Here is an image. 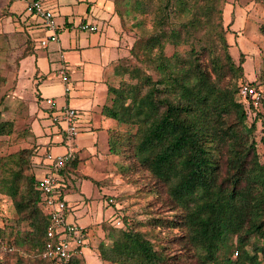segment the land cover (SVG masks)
Listing matches in <instances>:
<instances>
[{
    "label": "trees",
    "instance_id": "obj_1",
    "mask_svg": "<svg viewBox=\"0 0 264 264\" xmlns=\"http://www.w3.org/2000/svg\"><path fill=\"white\" fill-rule=\"evenodd\" d=\"M227 1L116 0L124 26L125 17L136 21L139 13L152 17L154 31L137 38L115 66L117 83L109 85L103 110L118 124L109 132V151L124 174L148 172L149 193L172 212L150 210L145 221L122 217L119 235L109 234L112 246L99 247L106 263L264 264V161L256 139L261 124L264 143V96L256 108L240 95L246 55L240 51L235 60L231 52L233 32L223 21ZM169 46L190 49L168 55ZM13 131L0 117V136ZM33 156L23 150L2 164L7 174L0 176V195L11 200L18 218L0 228V239L15 247L0 264H54L43 257L49 219L39 179L26 174ZM75 165L70 161L62 174ZM158 230L178 235L168 239ZM176 241L179 254L172 251Z\"/></svg>",
    "mask_w": 264,
    "mask_h": 264
},
{
    "label": "crops",
    "instance_id": "obj_2",
    "mask_svg": "<svg viewBox=\"0 0 264 264\" xmlns=\"http://www.w3.org/2000/svg\"><path fill=\"white\" fill-rule=\"evenodd\" d=\"M45 1L47 7L55 13L59 41L50 43L47 48L40 46V42L47 39L51 32L36 20L37 26L32 27L30 32L37 41L36 50L32 56L37 72L42 73L43 79L46 78V73L56 72L59 76V70L63 65L68 68L70 91L66 92L67 88L59 78L62 90L58 88L59 91L52 93H56L62 101L59 103L58 98L54 96L50 98L56 100L58 109L68 105L77 110L80 130L79 153L76 156V161H80L77 165L82 172L73 170L72 166L63 175L67 180L63 189V197L69 208L67 222L86 228L89 232L86 249L91 248L92 245L98 251L101 244L110 240L106 224L116 227L120 219L117 208L115 214L109 217L108 207L112 204L103 199L106 191L95 186L91 180L84 179L83 176L98 179L103 175L113 157L109 151V132L117 128L118 124L113 119L107 118L103 114V110L108 103L109 85L117 83L115 66L119 60L130 54L133 45L132 33L130 29L125 28L123 20L117 13L116 0ZM240 2L241 5H236L229 0L223 14L224 24L230 26L233 32L228 37L232 36L238 46L243 38L250 39V34L251 36L259 35V27L256 24L260 20L261 12L264 16V2L263 10L259 9V5L256 6L253 0H241ZM82 23L96 26L97 31H81L79 26ZM228 40L230 43V38ZM251 40L255 46H259V36L256 41ZM239 48L241 49V47ZM240 51L246 55L247 60V54L242 49ZM52 87L53 85L45 88L49 90L53 89ZM37 93L39 94V92ZM50 111L52 112L51 109L46 110V114L51 120ZM47 127L48 136L40 139L42 162L45 153L61 155L66 151L64 132L61 127L54 125L52 121ZM40 167L47 171L44 162ZM81 175L83 176L81 177ZM37 178L39 179V177ZM75 181L80 186L79 189L85 187L88 182L93 184L96 195L93 210L96 212L97 220L94 218L92 210L94 196L81 191V196L71 199L70 193L78 190ZM96 188L97 190H95ZM83 196H86L85 200L82 198ZM73 206L75 208L82 206L76 212L77 216L71 214ZM86 206L90 209L88 210Z\"/></svg>",
    "mask_w": 264,
    "mask_h": 264
},
{
    "label": "rangeland",
    "instance_id": "obj_3",
    "mask_svg": "<svg viewBox=\"0 0 264 264\" xmlns=\"http://www.w3.org/2000/svg\"><path fill=\"white\" fill-rule=\"evenodd\" d=\"M240 1L231 0V2L236 5H241ZM253 2L256 6L259 5V9H264L262 0H253ZM227 3H229V0ZM24 7L25 5L20 2L0 0V78L6 80V82L0 81V117L1 120L10 121L14 124V131L11 135L0 136V176L3 177L7 174L2 168V164L6 157L23 150H33L34 156L31 159V165H29L26 174L37 175L40 179L42 174L47 172L40 167L42 165L40 139L48 136L47 126L51 124V120L46 114V110L49 109L46 100L52 96L59 97L56 93L52 92L59 91L58 88L62 90V86L60 85V80L62 81V78L60 75L58 76L56 72H52L51 74L46 73L47 75L45 77L48 79L46 81V78L43 79V76H41L42 73L37 72L34 57H27V55L35 53L36 50L33 45V40L35 39L30 32L32 27L37 26L35 23L37 19L30 17L25 12ZM119 10L125 15L127 8L120 3ZM260 15V20H258L256 24L257 27H259V35L251 36L250 34V39L246 37L243 38L242 42L239 43L240 46L236 44L232 36L228 38H230V44L232 45L231 52L235 60L238 59L241 49L247 54V60L245 62L246 82H261L264 85V36L260 33V27L264 23V16L262 12ZM136 16V21L133 15L125 17V28L130 29L133 43L137 38L148 36L154 31L152 17H142L139 13L136 14ZM257 36H259L258 47L255 46L251 40L253 39L256 41ZM239 47H241V49ZM189 49L190 47L188 46H181L178 49L169 46L167 48V54L173 55L176 51L183 53ZM52 85L53 89L47 90L45 88ZM37 92H39V94ZM57 100L59 103L62 101V99L59 98ZM262 137V127L261 124H258L256 139L259 143L258 148L262 156V161H264V143L261 141ZM112 156L103 175L98 179L83 176L84 174L81 175L84 179L98 182L99 186L94 185L106 191V195L103 199L108 201V203L110 202L109 200L113 201V203L110 202L112 205L108 207L109 217L115 214L117 208L121 225L113 227L106 224V231L110 240L101 244L106 248H110L113 244V239L109 236L111 231L115 233V237L119 235L123 226L122 217L125 216L128 219L136 221H145L149 218L147 212L150 210H153L154 214H165L169 216H171L172 212L167 207L162 206L161 203H158L157 200H155V196L149 193L150 190H154V186L153 179L148 172L137 171L124 174L117 166L118 157ZM79 162L78 160L76 161L73 170L82 172L77 165ZM92 183L88 182L82 190L79 189L80 186H78V183L75 181L78 190L70 193L71 199L81 196V191H84L85 194L94 196L92 199L94 204L96 195ZM95 190H97V188ZM82 198L85 200L86 196ZM165 198V195L161 196V199L164 200ZM82 204H85L83 200ZM94 206L95 204L92 206V210ZM81 207L82 206L75 208V206H73L71 214L77 216L76 212ZM86 208L88 209V206H86ZM93 214L94 218L97 220L94 210ZM17 218L18 216L11 200L6 196L0 195V228H3L7 224H12ZM22 229L26 230L28 226H23ZM158 232L160 231L158 230ZM160 235L161 237L166 236L168 239H171L178 235V231L168 232L163 230L160 232ZM90 247L91 248L87 249L84 248L83 255L77 259L81 264H111L101 260L98 255L99 248L97 251L96 247H92V245ZM179 250L180 247L176 241L172 245V251L174 254H179ZM237 258L239 257L235 251L232 255V259L237 260ZM186 262L189 263L191 260L189 259ZM6 264L12 263L10 260H7ZM177 264L184 263L178 262Z\"/></svg>",
    "mask_w": 264,
    "mask_h": 264
},
{
    "label": "built area",
    "instance_id": "obj_4",
    "mask_svg": "<svg viewBox=\"0 0 264 264\" xmlns=\"http://www.w3.org/2000/svg\"><path fill=\"white\" fill-rule=\"evenodd\" d=\"M14 1L23 3L25 12L30 17L39 20L51 32L47 39L40 42V46L47 48L50 43L59 41L55 13L47 7L45 0ZM79 29L84 32L97 31L96 26L87 23L80 24ZM59 75L67 88L66 92H69L70 78L68 68L65 65L59 70ZM240 95L243 99L250 98L254 106L260 108L264 96V86L255 87L246 83L242 86ZM46 103L49 109L52 110L50 114L52 123L59 125L64 132L66 151L61 155H54L50 152L44 155L43 162L46 164L47 172L39 179V188L42 194L41 207L49 219L47 229L49 242L46 245L43 257L54 264H73L75 259L83 255V249L86 248L89 238V232L86 228L67 222L69 208L63 197V189L67 180L62 174V170L70 161L75 160L79 153L78 114L77 110L68 105L58 109L56 100L53 98L47 99ZM110 202L113 201L110 200ZM119 225H121L120 222ZM14 251L15 247L13 245L0 239V263L3 261L5 253Z\"/></svg>",
    "mask_w": 264,
    "mask_h": 264
}]
</instances>
